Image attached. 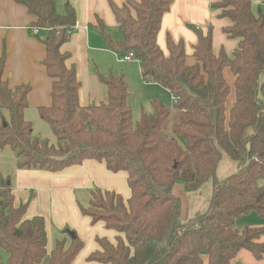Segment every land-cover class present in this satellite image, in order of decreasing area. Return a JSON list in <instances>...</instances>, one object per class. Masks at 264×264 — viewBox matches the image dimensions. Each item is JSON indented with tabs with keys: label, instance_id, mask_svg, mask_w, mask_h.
Instances as JSON below:
<instances>
[{
	"label": "trees",
	"instance_id": "1",
	"mask_svg": "<svg viewBox=\"0 0 264 264\" xmlns=\"http://www.w3.org/2000/svg\"><path fill=\"white\" fill-rule=\"evenodd\" d=\"M36 17L34 27L43 30L44 66L53 79L52 105L39 109L56 137V145L34 135L25 118L29 86L11 89L4 80L5 57L0 58V146L10 147L20 169L53 173L87 160L103 162L113 172H126L131 196L125 200L115 191L93 189L82 213L92 223L104 222L119 236L116 243L98 239L100 250L91 254L95 264H242L241 250L264 256L257 240L264 230L240 225L237 220L256 212L264 216V0L253 12L252 0H219L213 9L232 22L224 32L239 40L229 56L213 52L212 32L196 30L195 65H188L183 41L167 39V51L157 38L162 18L172 0H127L111 3L122 33L114 41L102 33L108 49L116 54L132 52L145 82L167 89L178 97L171 106L153 98L151 114L134 122L128 103L130 91L124 74L100 76L108 100L82 107L76 68L68 67L61 51L76 27V14L68 7L58 12L55 0H16ZM103 29V25L100 24ZM233 74L235 102L227 101L232 87L224 72ZM226 158L236 172L217 176ZM176 183L187 192L207 185L213 188L204 212L184 222ZM27 206L14 205L10 179L0 177V264H73L84 247L79 238L71 244L57 241L47 253L45 220L25 219Z\"/></svg>",
	"mask_w": 264,
	"mask_h": 264
},
{
	"label": "crops",
	"instance_id": "2",
	"mask_svg": "<svg viewBox=\"0 0 264 264\" xmlns=\"http://www.w3.org/2000/svg\"><path fill=\"white\" fill-rule=\"evenodd\" d=\"M55 2L59 13L64 14L66 9L71 7L76 14V27L69 33L61 51L68 54L66 65L69 68L72 66L76 68L77 79L80 82V105L87 107L107 102L108 90L100 76L109 73L124 74L130 91L128 103L132 107L133 115L134 101L131 100L137 85V93L146 102L143 106L147 103L151 106V111L148 108L144 111L142 106V113L151 114L153 111L151 101L155 98L153 96H156L154 93H159L157 91H163L165 88L145 82L138 61L134 60L124 65L118 63L116 53L108 49L102 35L104 33L114 41L122 39L111 3L122 7L127 0H55ZM217 2L219 0H172L170 10L162 18L157 38L163 52L168 54V37L176 43L183 41L187 59L192 58L191 65H195L197 61L193 55L198 42L196 30H200L204 34L208 31L212 32L215 55H219L223 49L232 56L239 46V40L231 38L224 32L232 22L228 18H220L221 10L212 8V4ZM261 2L262 0H252L253 12L256 15L260 11ZM35 22L36 17L16 0H0V58L5 57L3 78L11 89L23 85L30 87L25 118L32 123L35 136L56 145L57 140L51 126L39 114L40 108L52 105L53 79L48 76L44 66L45 35L43 31L38 35L34 34L32 29ZM100 24L103 25V29ZM113 59L124 66L123 69L114 72ZM105 63L112 65L109 71L101 69L100 64ZM226 70L230 73L228 78ZM226 70L225 78L234 92L235 79L231 71ZM170 95L173 98L171 93ZM233 104L230 108L227 106L228 110ZM2 117L8 120L7 110L0 112V122ZM17 162L16 153L10 147L0 146V177L10 179L15 207L22 204L27 206L25 219L44 218L48 255L54 250L57 241L65 240L66 246L71 244L73 237L70 232L84 243L74 264H87V258L101 249L98 239L105 238L111 243H116L119 234L108 229L104 222L92 223V219L85 216L81 208L89 206L90 192L93 189L115 191L128 200L131 190L126 172L113 173L106 168L105 163L96 160H87L82 165L72 166L56 173L38 169H20ZM173 192L181 202L185 201L181 206V219H186L184 216H188V212L184 185L176 183ZM237 223L264 230V216L256 212L241 216ZM257 243L264 244V234ZM202 261L203 264H209L208 256L202 257ZM237 261L242 264H264V256L257 258L252 252L243 249L238 253Z\"/></svg>",
	"mask_w": 264,
	"mask_h": 264
},
{
	"label": "rangeland",
	"instance_id": "3",
	"mask_svg": "<svg viewBox=\"0 0 264 264\" xmlns=\"http://www.w3.org/2000/svg\"><path fill=\"white\" fill-rule=\"evenodd\" d=\"M192 62H193L192 58L188 57L187 63L189 65H191ZM113 65L115 66V69L113 70L114 72L115 71L118 72V71H120V69H123V67H124V66H121L120 64L116 63L114 59H113ZM100 66H101V69L103 71H109V69H111L112 65L110 66L109 64L105 63L104 65L100 64ZM128 71H130V69H128ZM229 74H230L229 71L226 70L227 78H228ZM137 91H138V85L135 88V92H134L135 94L133 96V99L131 100V101H134V115H133L134 122H137L139 120L140 115L142 113V106L144 103H146V102H144L143 98L141 96H139ZM157 92H159V93H154L156 96H153V97H155V99L162 101L165 105H168V106L173 103L172 97L168 91L163 89V91H157ZM234 100H235V96H234V92L232 91V93L230 94V97L228 99V102H227V106L229 108L233 104ZM143 107H144V109H143L144 111H146L147 108L149 109V111H151L150 104L147 103ZM234 172H236V166L233 165L232 163H230L226 158H223L221 161L220 167L218 169L217 176L219 178H225ZM262 183L264 184V182H262ZM212 192H213V188L209 184L206 187H203L202 189H200L196 192H187L186 191L184 193L186 195V203H187L186 204V210L188 212V216H184V217H186V219H183L185 222L188 221L190 218H192L197 212H204L208 208L209 201L212 197ZM182 203L184 205L185 201L183 200ZM84 208H86V207H84ZM0 255L2 257V260L4 262H6L8 259L7 253L1 248H0ZM204 256H207V254L202 255V257H204ZM86 262H87V264H91V263L93 264V262L89 263L88 258H87ZM73 264H74V262H73Z\"/></svg>",
	"mask_w": 264,
	"mask_h": 264
},
{
	"label": "built area",
	"instance_id": "4",
	"mask_svg": "<svg viewBox=\"0 0 264 264\" xmlns=\"http://www.w3.org/2000/svg\"><path fill=\"white\" fill-rule=\"evenodd\" d=\"M33 32L35 35H38L40 34L43 30L38 28V27H34L33 29ZM135 59V56L132 52H128L126 54H123V55H120V54H116V61L120 64H126V63H130V62H133ZM178 97L176 96H173L172 98V101L174 103H176L178 101Z\"/></svg>",
	"mask_w": 264,
	"mask_h": 264
},
{
	"label": "water",
	"instance_id": "5",
	"mask_svg": "<svg viewBox=\"0 0 264 264\" xmlns=\"http://www.w3.org/2000/svg\"><path fill=\"white\" fill-rule=\"evenodd\" d=\"M70 235H71V237H73V238H75L76 236H75V234L74 233H72V232H70Z\"/></svg>",
	"mask_w": 264,
	"mask_h": 264
}]
</instances>
